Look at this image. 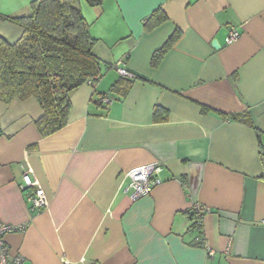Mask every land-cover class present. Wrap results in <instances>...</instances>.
Instances as JSON below:
<instances>
[{
	"label": "crops",
	"instance_id": "crops-1",
	"mask_svg": "<svg viewBox=\"0 0 264 264\" xmlns=\"http://www.w3.org/2000/svg\"><path fill=\"white\" fill-rule=\"evenodd\" d=\"M31 1L0 0V13L27 14ZM80 9L101 78L69 93L66 125L43 137L33 97L0 101V223L20 228L4 235L9 254L21 264H264V0H80ZM156 10L166 19L146 30ZM231 27L239 36L226 43ZM21 32L0 20L8 42ZM115 63L132 74L123 95L111 91ZM153 162L161 182L133 199L123 174ZM25 169L35 184L23 190ZM38 187L48 202L31 211ZM196 203L208 208L200 245L188 232Z\"/></svg>",
	"mask_w": 264,
	"mask_h": 264
},
{
	"label": "trees",
	"instance_id": "trees-1",
	"mask_svg": "<svg viewBox=\"0 0 264 264\" xmlns=\"http://www.w3.org/2000/svg\"><path fill=\"white\" fill-rule=\"evenodd\" d=\"M84 1L89 6H99L103 2ZM29 9L27 14L0 13L1 21L17 25L22 31L14 42L0 36V101L9 103L14 99L33 97L43 111L35 125L45 137L66 125L71 108L69 93L85 82L94 85L101 78V69L99 59L93 53L97 40L89 34L80 0H32ZM165 19L160 10L153 11L145 19V29L150 30ZM178 36L175 31L154 51L150 59L152 67L159 64ZM131 81L121 76L111 86V91L123 95ZM205 111L202 107L201 112ZM159 112L158 108L154 110L155 115ZM230 118L239 119L238 115ZM244 122L255 129L249 120ZM259 155L264 163L262 150ZM261 178L264 180V173ZM187 216L190 221L188 232L192 236L190 244L200 245V216L196 215L193 206Z\"/></svg>",
	"mask_w": 264,
	"mask_h": 264
},
{
	"label": "built area",
	"instance_id": "built-area-1",
	"mask_svg": "<svg viewBox=\"0 0 264 264\" xmlns=\"http://www.w3.org/2000/svg\"><path fill=\"white\" fill-rule=\"evenodd\" d=\"M239 36V32L231 27L229 29L228 35L225 38L226 43H231L236 40ZM112 67L116 69V71L121 76L132 77V74L129 73L126 69L119 66V63H115ZM103 101H109L107 96L102 98ZM161 165L157 162L147 163L144 165H140L134 167L123 174V177L129 178L128 189L131 190V197L133 199L148 195L151 189L159 184L161 180L158 177L159 172L161 171ZM28 169H25L22 175V184L21 188L23 190L31 188L34 186L35 181L31 179L29 176ZM29 209L31 211H35L37 209H41L47 205V198L43 190L38 187L34 190V192L28 196ZM196 215L200 216L202 220L203 214L208 211V208L200 205H193ZM20 230L19 227H14L12 225L0 223V264H21L23 257L19 254L11 256L9 254V247L4 240V235L11 231Z\"/></svg>",
	"mask_w": 264,
	"mask_h": 264
},
{
	"label": "water",
	"instance_id": "water-1",
	"mask_svg": "<svg viewBox=\"0 0 264 264\" xmlns=\"http://www.w3.org/2000/svg\"><path fill=\"white\" fill-rule=\"evenodd\" d=\"M212 45H213L215 48L217 47V42H216V40H213Z\"/></svg>",
	"mask_w": 264,
	"mask_h": 264
},
{
	"label": "rangeland",
	"instance_id": "rangeland-1",
	"mask_svg": "<svg viewBox=\"0 0 264 264\" xmlns=\"http://www.w3.org/2000/svg\"><path fill=\"white\" fill-rule=\"evenodd\" d=\"M25 11H26V10H25ZM29 11H30V9H29V10L27 9V11H26V12H27V13H29Z\"/></svg>",
	"mask_w": 264,
	"mask_h": 264
}]
</instances>
